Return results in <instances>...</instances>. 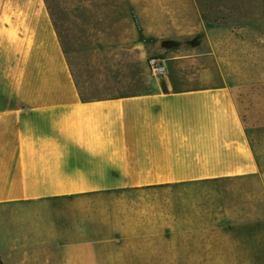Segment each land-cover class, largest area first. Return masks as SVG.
I'll use <instances>...</instances> for the list:
<instances>
[{
  "label": "crops",
  "instance_id": "crops-1",
  "mask_svg": "<svg viewBox=\"0 0 264 264\" xmlns=\"http://www.w3.org/2000/svg\"><path fill=\"white\" fill-rule=\"evenodd\" d=\"M178 2L0 0L3 264L264 260V239L238 233L264 226L256 208L235 223L230 206L201 202L196 218L177 200L187 188L264 182L244 83L226 74L264 69V16L256 0L227 13L223 0L184 1L191 15L145 8Z\"/></svg>",
  "mask_w": 264,
  "mask_h": 264
},
{
  "label": "rangeland",
  "instance_id": "rangeland-1",
  "mask_svg": "<svg viewBox=\"0 0 264 264\" xmlns=\"http://www.w3.org/2000/svg\"><path fill=\"white\" fill-rule=\"evenodd\" d=\"M166 1H173V0H166ZM182 1L180 4L178 2V5L176 6H162V5H150L145 6L146 9H153L155 12L163 13L165 10L170 9H176V12L178 14L187 13L190 14L192 8L194 10V7L187 5V2L189 0H177ZM201 2V0H198ZM224 3H222L219 7V10L221 13H227L228 8H233L232 11L235 10L234 2L236 0H223ZM256 13L258 15V19L260 18V15L264 16V0H256ZM217 6L213 7V11L216 10ZM195 13V10H194ZM264 19V18H263ZM192 24L195 23H187L186 28H189L192 26ZM262 24L258 22V25ZM264 24V22H263ZM182 25H185V23H178L176 34L179 33L180 27ZM160 29H167L170 28L167 23L164 21H160ZM182 30H180L181 33ZM179 35V34H177ZM180 37L183 41L190 40L193 42V44L197 43V38H185V35L182 34ZM263 37V38H262ZM258 51H261L264 49L263 45H260L261 41H264V33L262 35L257 36ZM168 44L171 43L169 41H166ZM213 76L215 75V71H212ZM226 74L230 78H235L238 82H243L244 85H241V88L243 89L241 92V96H243L242 105L244 104L246 106V109L252 110L253 117L256 119V125L257 126V133L254 135V138L258 144L259 147H262V151H264V69H256V70H250V71H226ZM116 88V87H115ZM8 87L0 86V94L7 93ZM264 170V166L262 167ZM255 186V187H252ZM184 189V188H183ZM256 189V191H255ZM264 182H249V181H229V182H222L215 185H209L204 187H196V188H187V191L189 192L188 195L184 194V191L177 194V200L181 203V205L185 204L186 208L178 207V212H181L182 209H187L188 212L192 210V212H198V214L193 213V216L198 218L200 217V209L199 205L201 202L206 203L209 201L210 209L212 211H216L215 208L220 207H227L230 206L231 211L233 214H231V217L233 218V221L235 223H241L247 221L248 214H246V210H253L257 209L256 218L259 221H264ZM188 197H186V196ZM181 196V197H180ZM116 201L120 200V198L115 199ZM114 200V201H115ZM131 200V199H129ZM115 201V202H116ZM251 205V208L250 206ZM180 208V209H179ZM229 208V207H228ZM197 209V210H195ZM186 211V210H185ZM191 215V213H189ZM212 217L217 216V214H210ZM23 216V215H22ZM21 216V218H23ZM45 218H47L46 223H53L52 219L56 217V222L58 224H61V218L58 217L55 213H48L44 215ZM211 217V216H210ZM7 221L1 223V228L5 229L7 228ZM226 232V231H225ZM238 233L242 235L241 237H248L249 235H259L258 239H264V226L258 227L256 231L251 230L249 231H243L238 230ZM251 233V234H250ZM252 237V236H251ZM259 257V256H258ZM261 257V256H260ZM250 264H264V260H258L255 263Z\"/></svg>",
  "mask_w": 264,
  "mask_h": 264
},
{
  "label": "built area",
  "instance_id": "built-area-1",
  "mask_svg": "<svg viewBox=\"0 0 264 264\" xmlns=\"http://www.w3.org/2000/svg\"><path fill=\"white\" fill-rule=\"evenodd\" d=\"M149 66L156 74H165L167 69L166 65L157 56H152L148 60Z\"/></svg>",
  "mask_w": 264,
  "mask_h": 264
},
{
  "label": "trees",
  "instance_id": "trees-1",
  "mask_svg": "<svg viewBox=\"0 0 264 264\" xmlns=\"http://www.w3.org/2000/svg\"><path fill=\"white\" fill-rule=\"evenodd\" d=\"M164 44H168V43L165 42ZM0 264H3V261H2V259H1V257H0Z\"/></svg>",
  "mask_w": 264,
  "mask_h": 264
}]
</instances>
